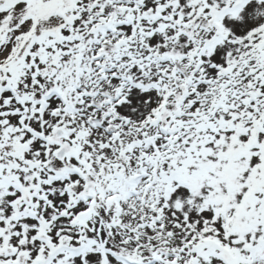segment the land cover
Returning <instances> with one entry per match:
<instances>
[{
	"label": "snow or ice",
	"instance_id": "6c2138e0",
	"mask_svg": "<svg viewBox=\"0 0 264 264\" xmlns=\"http://www.w3.org/2000/svg\"><path fill=\"white\" fill-rule=\"evenodd\" d=\"M0 264H264V0H0Z\"/></svg>",
	"mask_w": 264,
	"mask_h": 264
}]
</instances>
